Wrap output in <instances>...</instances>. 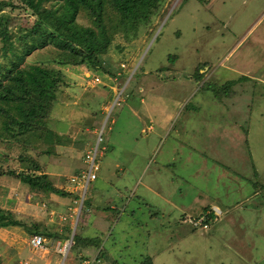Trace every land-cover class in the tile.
<instances>
[{"label": "rangeland", "instance_id": "rangeland-1", "mask_svg": "<svg viewBox=\"0 0 264 264\" xmlns=\"http://www.w3.org/2000/svg\"><path fill=\"white\" fill-rule=\"evenodd\" d=\"M0 20L15 34L19 28L32 25L34 17L25 9H7ZM78 22L89 25L84 15ZM241 39L244 42L237 54L243 59L239 63L226 60ZM260 43L264 45V0H165L153 24L142 28L136 39L114 38L101 69L56 66L54 47L36 50L26 63L41 62L65 73L66 84L49 126L67 137L50 155L38 151H29L28 155L40 164L41 173L47 174L55 187L70 192L69 178L87 169L84 156L99 143L98 177L89 184L77 219L76 194L64 198L10 176L8 171L19 174L24 168L16 157L19 150L2 147L1 206L41 223L47 232L62 233L60 227L67 226V242L77 230L82 231L86 216L93 218L85 213L87 207L97 212V207L116 203L121 216L110 221L105 250L114 254L117 264H142L148 257L152 264H264V69L260 73L254 69L264 68V47ZM2 47L0 39V61ZM234 68L257 78L262 76V80L230 78L234 77ZM156 79L167 85L153 86ZM179 80L192 88L186 96L179 91L182 102L174 117L179 100H172L168 88ZM213 103L240 110L241 114L227 113L221 121V114L212 110ZM218 115L219 122H215ZM218 128L226 138L242 133L246 136L250 129L256 142L250 143L254 155L258 153L254 146L261 145L255 158L259 195L231 191L220 202L218 190L224 185L216 181L219 170L213 172L208 162ZM196 140L203 141L202 145H195ZM188 149L197 150L199 155H190ZM252 159L253 155H234V164L241 168L232 172L239 176L247 173L242 162L247 167ZM239 178L231 180V187L226 184V190L242 188L239 186L246 180ZM255 187L251 185L253 190ZM213 188L217 190L214 193ZM116 190L121 192L120 197L113 195ZM214 199L219 209L213 207ZM203 213L213 215L207 229L199 223L203 219L206 223ZM64 216L65 225L61 221ZM85 233L94 234V227L88 225ZM6 234L0 229V244ZM2 246L0 254L4 252L10 261L1 257V264H13L14 252ZM72 250L65 259L60 258L59 264H78ZM54 258V262L59 260Z\"/></svg>", "mask_w": 264, "mask_h": 264}, {"label": "trees", "instance_id": "trees-1", "mask_svg": "<svg viewBox=\"0 0 264 264\" xmlns=\"http://www.w3.org/2000/svg\"><path fill=\"white\" fill-rule=\"evenodd\" d=\"M165 0H0V14L7 9H25L34 17L30 26L19 28L15 34L0 20V39L3 43L0 61V149L19 150V174L8 171L28 186L69 197L55 187L47 174L41 173L40 164L28 155L29 151L52 154L55 147L67 137L49 126V118L59 93L65 85V73L61 68H51L36 62L26 63L33 52L52 46L57 55L56 66H85L89 71L103 68L115 37L132 41L142 28L153 24ZM84 15L89 25L80 24ZM198 78L200 76H197ZM12 155V154H11ZM258 188V184L255 185ZM264 187V184L261 183ZM260 189V187H259ZM206 208L204 209V211ZM207 222L213 215L203 213ZM205 223V221H204ZM195 224H193L194 226ZM18 227L31 236L40 234L48 238L66 240L67 228L47 232L42 224L31 218L5 209L0 204V228ZM195 227V226H194ZM70 248L90 245L93 241L73 237ZM1 264V261H0ZM142 264H152L151 257Z\"/></svg>", "mask_w": 264, "mask_h": 264}, {"label": "crops", "instance_id": "crops-1", "mask_svg": "<svg viewBox=\"0 0 264 264\" xmlns=\"http://www.w3.org/2000/svg\"><path fill=\"white\" fill-rule=\"evenodd\" d=\"M248 37L246 36V38H248ZM257 37L258 36L253 35V38L256 39ZM244 39H245V36H244ZM244 39H241L236 43L237 44L236 47L234 48V50L231 53H229L227 55L226 60L236 59L237 60L236 62H238L239 59H243L242 57H239L237 52H239L240 46L242 45V42H244ZM258 40H259V38H257V41ZM260 44L264 47V45L262 43H260ZM249 56H252V55L249 54ZM258 56H260V55H258ZM263 58L261 57L260 60H262ZM253 60H254V64L257 66L259 61L257 60L256 55H254ZM263 61H264V59H263ZM259 67L260 68H257V67L254 68L256 71H258V73L262 72V70L264 69V68H262V66H259ZM238 68L237 69L234 68L235 69L234 77L232 76L230 78H233V79L244 78L246 80H252V77H253L254 79L262 80V76L257 78L256 75L252 76L250 74H247L244 71L239 70ZM246 76H250L251 78L246 77ZM223 77H225L226 79L229 78L227 76H223ZM159 80L160 79H156L154 81L153 86L158 85L159 87H162V86L167 85V84H163ZM159 83H161V84H159ZM184 84L185 83L180 82V80H179L178 84H174L173 86H169L171 88H168V90H169L168 92L172 93L171 94L172 100H179L178 101V107H175V109H174V114H173L174 117H175L177 110L180 108L181 102H182L181 99H179V97H180L179 91H184V95L186 96L188 94L187 91H189V89L192 88L191 86H189L187 84H185V88H183ZM263 86H264V84H263ZM112 89H114V88L112 87ZM112 91H114V90H112ZM213 105H214V107H212V110L217 111V113L221 114V121H224L225 114H227V113L235 114V115L241 114L240 110H232V108L227 109L226 107H223L222 105L220 106L219 103H213ZM219 108H221V109H219ZM129 110L132 111L133 108L129 107ZM134 114H135L136 119H138V120L141 119L139 114H137L136 112ZM217 117L218 118H215V122H219L220 116L218 115ZM237 124L238 123H235L236 127H237ZM166 126H167V124H166ZM230 127H231V125H230ZM149 129L153 130V127L150 126ZM220 130L221 129L218 128L217 129V135L214 134L215 141L213 142L212 146L210 147V153L208 152L211 156L209 158L208 162L210 163V166L213 168V172L217 169L219 170V173L216 176V178H217L216 181L225 186L224 187V186L218 185L220 187L218 192L221 193V197L219 198L220 202H222L221 200L224 201L227 196L229 197L231 194V191L232 192H240V193L241 192H244V193L248 192L247 193L248 196H252V197H254L256 193H258V195H259V192L256 189V187L253 190L251 188V185L252 184L257 185L260 183L257 179V172H256L257 167L255 165V163H256L255 158H256V155L259 154V152H260L261 145L258 144L257 146L256 145L254 146L256 151L258 152L257 154L254 155V149L250 143L255 144L256 142L254 141V138L251 136L252 134H251L250 129L248 130V132L246 131L247 132L246 136L244 133H242L241 135L236 134L237 137H234V138H230V137L226 138L223 131H220ZM256 141L260 142V144L263 143L262 141H260V139H256ZM194 142H195V145L200 146V145H202L203 141L196 140ZM245 145H248L249 154H247ZM188 151L190 152V155H196V154L199 155L197 150L188 149ZM234 155H238V157H240V158L242 156L245 157V155H253V159L250 160V163L247 164V167H246V162L245 161L242 162L243 163L242 169H244V171H247V173H243L242 175L239 176L238 174H234L232 172L234 168H241L240 166H236L234 164V161L232 160V157ZM246 176H251V177H246ZM235 177L244 178L247 183L244 182L243 184H241L239 187H242V188H240L238 191H233V190H231V188L226 190V184H228V185L230 184V187H231V185L233 184V182L231 180L234 179ZM248 182L251 185H249ZM244 186H245V189H244ZM247 188L249 190H247ZM215 191H217V190L214 188L211 189L212 193H214ZM114 192L115 193L113 195L115 197H120L122 195L119 190H116ZM225 193H227V194H225ZM212 202H213L212 203L213 207L215 209L218 208L219 205H217L215 199L212 200ZM97 208H98V211L95 212L90 206L87 207L85 213L92 214L93 218L90 220L89 219L90 215L86 216L84 218V221L82 224V231L80 233H78V230H77V234L81 238L93 241V243L90 245L78 246L77 248L72 250V253L77 255L78 264H80V262L84 259L95 260L94 264H117L118 262L116 261L114 254H109L108 252H106L105 241L109 238V236L111 234L110 231L107 232V229H109V225L111 224L110 221L112 219L114 220V219L119 218L121 216V214H118L119 207L117 206L116 203H111V204L107 205L106 207H103L102 209H100V207H97ZM218 211L221 212V214L223 212L222 210H218ZM74 212L76 213L75 209H74ZM50 215L53 216L54 212L51 211ZM112 216H114V217H112ZM49 221L54 222V220H52V219H50ZM61 221L65 225V223L67 222V217L66 216L61 217ZM49 223L47 224L48 226L50 225L51 227H54L53 226L54 224H49ZM63 224H59V225L62 226ZM88 225L94 227V230H95L94 234H86L85 233V230L87 229ZM64 227H67V226H64ZM64 227L63 228L60 227L59 231L60 232L64 231L65 230ZM0 229L5 230L7 232L6 236L4 238H2V240H1L2 242L0 245L1 246L4 245V246H2V247H4L3 249H8V250H11L14 252V259L12 260L13 264H15L18 260H20V257H22L23 259L19 261V264H21L23 261H29L32 264H41V262H42V264H59L60 263V258H62V257L56 251V245H57V242H59V241L64 242V240H60V239L54 240L52 238H48V237L44 236L45 239L47 240V242H46L47 250L34 249L30 243L32 236L26 235L25 231L19 230L20 228L8 227V228H0ZM106 234H107V237H106ZM24 235H26V236H24ZM113 245L116 246L115 241H114ZM28 253H29V256L25 257ZM69 253H71V252H69ZM46 255H50L48 257V259L45 258ZM54 256L59 257V260H57V262H54V260H55ZM1 257L7 258V261H8V255L5 256L4 252H2V254H0V259H1ZM24 258H27V259H24Z\"/></svg>", "mask_w": 264, "mask_h": 264}, {"label": "built area", "instance_id": "built-area-1", "mask_svg": "<svg viewBox=\"0 0 264 264\" xmlns=\"http://www.w3.org/2000/svg\"><path fill=\"white\" fill-rule=\"evenodd\" d=\"M96 81L98 82L99 80L96 79ZM98 141L99 142L101 141V137L99 138ZM98 146L99 143H97L96 147H93L90 150H88L84 156L85 162L87 163V169L80 171L77 174L71 176L68 180L69 186H71L72 188L70 192L77 195V198L74 200V204L78 205L77 219L81 213V210L83 208L86 199L85 197L87 193V188L89 184L92 181H95L98 177L97 175L99 171V164L97 163ZM202 221L203 222L199 221V223L200 224L204 223V219ZM202 227L207 229L208 225L204 223ZM46 242L47 240L45 239V237L40 234L33 235L30 241L31 246L34 249H42V250H47ZM71 246H72V242L70 241L57 242L56 251L61 255L62 260L65 259V257L69 254ZM94 263L95 260H89V259H84L80 262V264H94ZM21 264H32V263L29 261H23ZM61 264H63L62 261Z\"/></svg>", "mask_w": 264, "mask_h": 264}, {"label": "water", "instance_id": "water-1", "mask_svg": "<svg viewBox=\"0 0 264 264\" xmlns=\"http://www.w3.org/2000/svg\"><path fill=\"white\" fill-rule=\"evenodd\" d=\"M73 236H74V233L72 234V236H71V240H70V242H72L73 241Z\"/></svg>", "mask_w": 264, "mask_h": 264}]
</instances>
